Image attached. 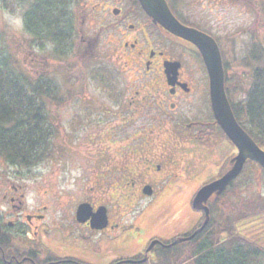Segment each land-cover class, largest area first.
Returning a JSON list of instances; mask_svg holds the SVG:
<instances>
[{
  "label": "rangeland",
  "instance_id": "1",
  "mask_svg": "<svg viewBox=\"0 0 264 264\" xmlns=\"http://www.w3.org/2000/svg\"><path fill=\"white\" fill-rule=\"evenodd\" d=\"M16 1L8 0L11 6L9 9L3 6L0 0V45L19 58L25 71L35 73L37 77L46 68L49 76L58 81L63 101L61 104H49L47 100L46 109L49 113L48 120L58 127V135L54 139L62 149H55L53 156L29 167L11 165L0 158V226H7L11 220L10 203L3 195L5 192H12L9 188L12 184H19L26 200L24 211L45 215L43 221L34 222L40 225L38 234L34 235L30 230L25 236L28 240L34 238L42 253H45L44 247L60 256H72L102 264L114 257L142 250L151 236L169 238L176 231L190 228L198 219V214L192 211L188 201L204 181L216 174L219 161H225L235 152L234 147H229L226 142L221 143L218 140L217 143L221 144L210 147L206 152L209 159L200 165L199 171L197 168L194 173L179 171V178L168 177L166 183L158 186L150 207L149 198L146 197L133 209L120 210V214H123L119 216L122 217L121 222L127 223L134 219L139 221L135 222L138 226L136 230L122 234L123 236L117 233L119 236H113V242L91 234L84 242L76 241L82 243L81 247L76 244L75 248L70 244L67 233L71 220L74 219L77 201L80 198H88L93 203L99 202L102 200V173L117 178L122 175L124 167L120 159L115 161L120 165L113 167V170L109 171L106 166L110 152L105 141L109 143L112 137L115 145L121 147L127 138L134 137V134L149 123L153 115L155 108L148 107L147 104L143 107L137 106V110L133 111L129 103L131 95L134 90H140L138 97L152 94L151 90H162L163 86H154V79H150L151 73L146 74L143 65L134 64L127 56H124L125 61L116 60L114 57L115 51L119 54L121 49L116 37L119 33L118 25L123 24L124 14L129 8H136L132 0H121L119 5L122 6L123 13L120 15L107 8L114 5V0H74L69 13L72 12L77 31L75 46L74 50L63 58L56 57L53 47L50 46L44 49L25 46L29 39L23 20L27 4L21 6ZM263 2L264 0H184L177 3L181 4L184 14L193 19L207 21V25L217 37L222 57L230 64L226 74V87L235 100L244 96L243 89L248 88L252 81L249 68L239 62L248 56L251 43L253 45L257 41L256 44H264L261 9ZM5 13L18 17L22 23H10L5 18ZM125 19L128 23H145L149 36L158 39L155 29L146 21L144 15L132 13ZM168 51L173 54L172 50ZM188 57L190 56L187 54L182 55L185 70L192 71L191 74L200 79L199 88H196L198 82H194L195 103H180L179 113L199 107L197 104L200 103L204 84L200 69H195L194 57ZM103 67H107L108 72L116 69V99L110 97L103 88L109 81L103 80V83L107 84L101 86L102 75L99 80L92 74L96 68L100 70ZM113 122H117L118 127L107 130ZM203 154L200 152L199 155ZM255 174L250 170L244 173L237 180L235 190H228L212 207L215 217H219L223 227L231 224L246 239L264 245V213L260 217L254 216L255 211L264 208L258 201L259 197L264 198V175L258 172ZM235 216L237 221L234 220ZM240 216L243 222L236 223ZM245 217L247 221H244ZM113 218L116 219L114 216ZM10 233L15 232L10 230ZM222 238L227 239L226 235ZM86 241L89 242L87 245ZM84 245L87 252L81 251ZM93 247H100L105 252H89ZM182 252L184 254L183 250ZM152 256L149 255V259Z\"/></svg>",
  "mask_w": 264,
  "mask_h": 264
},
{
  "label": "flooded vegetation",
  "instance_id": "2",
  "mask_svg": "<svg viewBox=\"0 0 264 264\" xmlns=\"http://www.w3.org/2000/svg\"><path fill=\"white\" fill-rule=\"evenodd\" d=\"M132 1L134 2V0ZM167 1L171 4V9L174 10L175 16L180 22L187 26L202 30L217 40V37L207 25V21L193 19L189 15L184 14L185 11L181 9V4H177L184 0ZM120 3L121 0H114V5H111L110 7L107 6V8H110L114 14L120 15L123 13L122 6L119 5ZM114 9H119V11L115 13ZM132 13L141 14L136 8H129L124 14V17L126 18L127 15ZM145 17L146 21H148V23H150L155 29L154 31H156V35L159 36L158 39H152L149 36L145 23H128L124 18L123 24L118 25L119 33L116 36L123 52H121L120 49V53L118 54L116 50L114 57L116 60L120 59L125 61L124 56H127L134 62V64L138 63L143 65L146 69V74L151 73L150 79H154V86L157 87L159 84H162L161 86H163V89L159 90L158 88H155L154 90H151L152 94L141 95V97H138L140 90H134V94L131 95L129 103L133 108V111H135L137 106L143 107L147 104L148 107L155 108L153 115L150 122L143 126L138 133L134 134V137L127 138V140L125 139L126 143L121 145V147L115 145V141L112 137L109 139V143L107 140L105 141L106 147H108L107 149L110 152L107 161L108 163L106 165L108 166L109 171L113 170V167H118L120 165L119 163H115L118 159L123 163L122 165L124 169L119 178L108 173H104V175L102 173L100 191L102 200L100 199L99 202L93 203L92 200L88 198H80V200L77 201V204L80 202H89L93 207V210L104 205L107 209L108 220L105 227L95 229L90 226L89 220L79 222L74 215V219L71 220V225L68 227L67 233L69 235L68 239L71 241L69 242L73 247H75L76 244H79L78 247H81L82 243H76V241L82 240L84 242L91 234H96L99 238H104L107 242H113L114 238L119 236V233L123 236L131 230H136L138 228L136 223H139V221L134 219L127 223L121 222L120 219H122V217L119 216L123 214H120V210H131L146 197L149 198L150 207L155 199L158 186L162 183H166L168 177H178L179 171L194 173L196 168L198 169L197 171H199V168L201 167L200 165L209 159L208 153L206 152L211 149L210 147L213 145L214 147H217L220 142H226L229 147L231 145V143L225 139H222L219 143H216V141L213 140L215 139L214 135L218 132L216 128L217 124L214 122V116L210 106L208 72L197 47L191 42L167 32L160 25L153 23L147 16ZM115 24H117V22ZM165 45H169V47L167 48ZM168 50H172L171 52H173V54ZM183 54L189 55L190 57L188 58L194 57L196 63L195 69L197 71L200 69L204 84L201 89L202 95L200 96V103H196L199 107H192L191 110L179 113L178 109L180 103L186 101L187 103H195L193 101V98L195 97L194 82H198V87L196 88H199L200 80L199 78H195L194 74H191L192 71L185 70V62L182 59ZM170 61L180 62L176 75H174L170 71V67L167 66ZM199 74L200 73H198V76ZM150 87L153 88V86ZM51 123L53 124V122ZM118 125L117 122H113L107 127V130L117 128ZM208 138H210L209 142L207 141ZM200 152H203L204 154L200 156ZM235 153L236 149L235 152L225 161L220 162V160L216 174L204 181L202 185L218 178L226 172L231 166L230 160ZM244 173L245 167L238 177L244 175ZM202 185H200L198 189ZM146 186H149L152 190L149 195L144 193V188ZM9 188L12 189V192H5L3 197L10 203L11 210L9 211V216L11 220L8 221L7 226L3 227L7 228L9 232L10 230H14V234L21 236L23 233L24 235L29 234L30 230L34 235H37L40 225L35 224L34 222L43 221L45 215L40 212H25L26 200L21 185L12 184ZM198 189H196V191ZM194 195L195 193L188 201V204L192 211L198 214V219L195 220L190 228L176 231L174 235L169 238H164L158 235L151 236L148 242L143 246L142 250L132 253L129 252L130 254L124 256L114 257L102 264H123V261L130 263L145 262L149 260V255L151 256L154 253V249L157 245L163 247L161 243L169 245L175 240L189 236L201 225L205 216L204 210H196L192 208L191 203ZM223 195H225V191L219 197H214V195L211 196L207 202V206L210 208V204H214V202L219 200ZM43 208H45V206H43ZM145 208L146 207H144V209ZM113 216L116 217V219L113 218ZM114 231H116L115 234H109ZM200 231H198L196 235ZM101 240L102 239H98V241ZM153 240H159L161 243L156 242L146 253V248ZM30 242V245L33 248L38 243L34 242V238ZM88 243L89 242L87 241L85 242L86 245ZM85 247V245L82 246L81 251L87 252ZM102 250L103 249H100V247H93L89 252H105V250ZM129 251L131 250L129 249ZM134 256H137V258H132ZM74 258V262L77 264H96L87 260H81L76 257Z\"/></svg>",
  "mask_w": 264,
  "mask_h": 264
},
{
  "label": "trees",
  "instance_id": "3",
  "mask_svg": "<svg viewBox=\"0 0 264 264\" xmlns=\"http://www.w3.org/2000/svg\"><path fill=\"white\" fill-rule=\"evenodd\" d=\"M73 1L17 0L21 6L27 4L23 20L29 39L25 46H38L42 49L53 47V54L60 58L73 51L77 35L72 12L69 13ZM2 4L11 8L8 0H2ZM134 5L138 12L146 15L138 0H134ZM168 5L171 9V4ZM261 9L264 21V2ZM172 11L174 13V10ZM256 43L257 41L253 45L250 44L248 56L239 62L252 73L250 86L243 89L245 94L239 100L232 98L226 87V74L230 64L224 57L223 65L225 90L234 115L240 125L264 149V44ZM96 69L92 72L93 76L100 80L102 75L101 86L108 83L103 88L110 97L116 99L114 78L118 77L115 69V72H108L107 67ZM33 74L23 69L21 61L14 53L0 45V158L11 165L21 167L37 164L53 156L55 149H62L54 139L58 135V127L48 120L49 113L46 109L47 100L49 104L62 103L61 87L53 76H49L46 68L37 77ZM103 80L109 82L103 83ZM216 128L218 132L213 140L216 143L222 139L230 142L222 129L219 126ZM207 141L209 142L210 138ZM248 170L264 175V169L251 160L245 164V171ZM240 177L230 183L225 193L235 190ZM258 201L264 207V198L259 197ZM212 205L211 203L208 224L189 241L169 247L157 245L148 261L123 264H264V245L246 239L231 224L223 227L219 217H215ZM255 212L254 216L260 217L264 208ZM241 217L236 222L235 216V222H243ZM244 219L247 221L246 217ZM225 235L227 239L222 238ZM25 236L24 233L22 236L12 234L7 228L0 226V264H77L74 257L60 256L44 247L45 253H42L41 249H38L39 244L33 248L30 245L31 240ZM185 246L187 247L183 249Z\"/></svg>",
  "mask_w": 264,
  "mask_h": 264
},
{
  "label": "water",
  "instance_id": "4",
  "mask_svg": "<svg viewBox=\"0 0 264 264\" xmlns=\"http://www.w3.org/2000/svg\"><path fill=\"white\" fill-rule=\"evenodd\" d=\"M138 1L153 23L160 25L167 32L187 40L197 47L208 72L209 99L214 122L220 126L236 147V153L230 160L231 166L229 169L217 179L201 186L195 193L192 199V207L204 210L205 218L200 227L190 236L179 239L182 241L192 238L199 230L206 226L209 221L207 200L213 195L219 196L240 174L244 164L248 160L256 162L264 169V149L240 125L234 115L225 90V69L221 50L216 39L202 30L181 23L171 11L166 0ZM114 12L117 13L118 10L116 9ZM167 66L176 75L180 62L170 61ZM144 192L151 194L152 190L146 186ZM75 218L79 222L89 220L90 226L95 229H101L107 225L105 206H99L96 210H93V207L87 202H82L77 206ZM156 242H159V240L150 242L146 253ZM176 242L174 241L172 244Z\"/></svg>",
  "mask_w": 264,
  "mask_h": 264
},
{
  "label": "clouds",
  "instance_id": "5",
  "mask_svg": "<svg viewBox=\"0 0 264 264\" xmlns=\"http://www.w3.org/2000/svg\"><path fill=\"white\" fill-rule=\"evenodd\" d=\"M5 18L7 20H9L10 23H14V24H21V20L18 17H15L9 13H5Z\"/></svg>",
  "mask_w": 264,
  "mask_h": 264
}]
</instances>
